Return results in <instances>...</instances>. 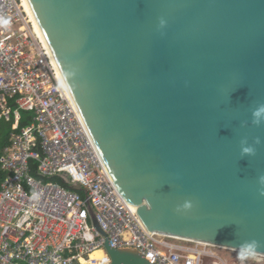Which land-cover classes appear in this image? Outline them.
Listing matches in <instances>:
<instances>
[{"label":"water","instance_id":"water-1","mask_svg":"<svg viewBox=\"0 0 264 264\" xmlns=\"http://www.w3.org/2000/svg\"><path fill=\"white\" fill-rule=\"evenodd\" d=\"M26 1L149 233L264 255V0Z\"/></svg>","mask_w":264,"mask_h":264},{"label":"built area","instance_id":"built-area-1","mask_svg":"<svg viewBox=\"0 0 264 264\" xmlns=\"http://www.w3.org/2000/svg\"><path fill=\"white\" fill-rule=\"evenodd\" d=\"M40 30L24 0H0V121L12 122L0 155V264H110L107 240L151 264H230L223 252L264 259L149 233L111 180ZM22 112L33 113L24 128Z\"/></svg>","mask_w":264,"mask_h":264},{"label":"rangeland","instance_id":"rangeland-1","mask_svg":"<svg viewBox=\"0 0 264 264\" xmlns=\"http://www.w3.org/2000/svg\"><path fill=\"white\" fill-rule=\"evenodd\" d=\"M10 123L6 122L5 120L0 121V135L3 134L9 126ZM224 256L226 259L230 262V264H240L242 261H245L246 264H264V259L259 258L260 261L257 262L255 259L257 257L248 255L243 252H223Z\"/></svg>","mask_w":264,"mask_h":264},{"label":"trees","instance_id":"trees-1","mask_svg":"<svg viewBox=\"0 0 264 264\" xmlns=\"http://www.w3.org/2000/svg\"><path fill=\"white\" fill-rule=\"evenodd\" d=\"M21 116H22V120L20 122V128H24L25 126H27L30 123V120L33 116V113L22 112ZM11 132H12V122L10 123L9 126H7L5 132L0 135V155H1L2 150L9 144V138H10ZM51 181L58 182V179L54 178V179H51ZM68 188H70V187H68ZM76 192H78V191H76ZM78 193H81V192H78ZM81 194H83V193H81Z\"/></svg>","mask_w":264,"mask_h":264},{"label":"bare ground","instance_id":"bare-ground-1","mask_svg":"<svg viewBox=\"0 0 264 264\" xmlns=\"http://www.w3.org/2000/svg\"><path fill=\"white\" fill-rule=\"evenodd\" d=\"M24 1L26 2L27 7H28L30 13L32 14V16H33V18H34V20H35V17H34V15H33L32 11H31V9H30V7H29L27 1H26V0H24ZM38 27H39V25H38ZM40 31H41V30H40ZM101 254H102V253H100V252H96L95 254L92 255V258H94V259L100 258Z\"/></svg>","mask_w":264,"mask_h":264},{"label":"clouds","instance_id":"clouds-1","mask_svg":"<svg viewBox=\"0 0 264 264\" xmlns=\"http://www.w3.org/2000/svg\"><path fill=\"white\" fill-rule=\"evenodd\" d=\"M245 152H249V151H251V149H245L244 150ZM184 209H189L190 207H191V205L189 204V203H185L183 206H182Z\"/></svg>","mask_w":264,"mask_h":264}]
</instances>
